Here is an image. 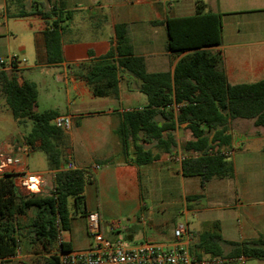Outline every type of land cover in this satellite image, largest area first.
I'll return each mask as SVG.
<instances>
[{"label": "crops", "instance_id": "obj_1", "mask_svg": "<svg viewBox=\"0 0 264 264\" xmlns=\"http://www.w3.org/2000/svg\"><path fill=\"white\" fill-rule=\"evenodd\" d=\"M194 1L48 0L45 9L42 2L30 0L34 9L26 10L28 0H0V58L4 59L0 70L14 75L19 84L27 81L36 85L37 112L55 111L57 116L72 117V128L64 132L61 143V165L71 162L74 168H90L93 172L96 181L84 187L85 212H98L101 231L111 241L118 240L119 234L127 231L126 239L134 245L146 241L164 246L173 243V233L161 236L147 230L151 224L144 213L147 202L158 222L164 218L174 221L182 215L194 237L189 216L196 227L210 228L202 232L217 230L226 242L264 239V127L254 126L252 120H233L230 124L233 152L229 159L234 175L213 178L202 188L199 177H184L181 173L182 158L188 153L180 148L192 140L185 124L172 132L177 142L173 155L161 153L157 160L136 166L122 155L115 130L126 111L140 109L147 103L146 96L138 90V82L125 75L119 83V99L98 98L81 77L94 57L103 56L114 46V26L118 23L127 25L134 54L144 58L148 73L173 72L185 53L168 52L166 26L151 22L191 16ZM202 1L207 10L222 15V43L206 50L219 57V68L228 83H252L264 78V0H228L230 9H223L219 0ZM51 8H57L63 19L65 12H69V17L61 23L63 60L58 64L47 62L42 34L46 24L34 15L37 9ZM27 13L32 15L20 17ZM75 14L80 24L89 20L83 34L78 31L69 34ZM12 47L26 60L14 68L6 61L7 57L17 55L12 53ZM26 127L25 134H15L4 143L9 154L20 156L22 137L29 133L31 125L27 123ZM252 142L260 144L251 149ZM106 160L110 162L104 163ZM22 164H27V158H22ZM54 172L50 169L45 172L52 187ZM45 173L38 174L44 177ZM190 196L199 198L188 201ZM30 213L34 215L35 210L31 209L28 217H18L20 226L27 223ZM86 214L80 221L74 216L70 224V229L73 225L82 226L86 242L74 247L69 239H63L74 250L86 249L89 245ZM116 216H126L131 227L138 223L142 228L122 229ZM116 223L120 227L111 231L110 227ZM19 249L16 256L0 264H23ZM224 250L227 253L230 246L225 245ZM258 261L264 264V260Z\"/></svg>", "mask_w": 264, "mask_h": 264}, {"label": "trees", "instance_id": "obj_2", "mask_svg": "<svg viewBox=\"0 0 264 264\" xmlns=\"http://www.w3.org/2000/svg\"><path fill=\"white\" fill-rule=\"evenodd\" d=\"M65 13V19L57 8L37 9L34 14L46 24L42 34L48 64L63 60L61 23L69 17V12ZM151 23L166 26L168 52L185 53L173 72L148 73L144 58L134 54L127 25L118 23L114 26V46L103 56L94 57L81 75L94 97L119 99V83L125 75L135 79L138 90L146 96L147 103L140 109L126 111L115 130L122 155L136 166L157 160L161 153L173 155L177 142L172 132L185 124L192 140L180 149L193 156L182 159V175L199 177L202 188L213 178L233 177L232 162L218 152L232 147L233 120H252L254 126L264 127V78L252 83H228L219 68V57L206 50L222 43V15L207 10L202 0L194 1L191 16ZM0 92L17 125H31L23 142L31 150L42 151L49 169L55 171L53 187L47 195L23 194L15 186L13 175L0 176V261L16 256L24 230L29 241L39 244L46 253L44 264H59V258L51 252L59 232L70 229L72 218L84 206V187L96 181L94 174L90 168L60 169L64 132L52 124L55 111L37 112L38 91L34 83L19 84L14 75L0 70ZM175 105H179L177 110ZM215 149L218 152L214 153ZM197 198L187 197L188 201ZM31 209L35 210L33 217L21 227L18 217L28 216ZM225 245L230 246L227 253ZM62 248L72 249L65 241ZM190 250L198 259L239 264L240 257L264 260V239L226 242L217 230L206 231L193 237Z\"/></svg>", "mask_w": 264, "mask_h": 264}, {"label": "built area", "instance_id": "obj_3", "mask_svg": "<svg viewBox=\"0 0 264 264\" xmlns=\"http://www.w3.org/2000/svg\"><path fill=\"white\" fill-rule=\"evenodd\" d=\"M8 66L14 68L16 65L25 63L24 58L11 55L6 58ZM0 62L4 59L0 58ZM179 105L173 108L177 110ZM52 124L67 132L72 128L73 120L70 115H58L52 120ZM31 148L23 143L20 147V156L9 154L5 145H0V176L11 174L17 189L23 194H37L45 186L43 175L31 173L27 170V164H22V158H27ZM218 152L217 149L214 153ZM232 149L219 150V154L230 157ZM193 156L188 153L185 157ZM182 158V159H183ZM23 167H20V165ZM60 169H74V165L68 162L61 165ZM55 174V172H54ZM36 186V190H32ZM86 229L89 245L82 250H63L64 241L59 232L53 253L59 258V264H220L219 259H198L190 250L193 242V233L187 224L178 225L173 231V243L170 246L146 241L136 245H127L123 240L111 241L107 239L101 231V221L98 212H88L86 214ZM57 229H60L59 220L56 222ZM120 225L112 224L111 231H116ZM239 264H244V258L237 259Z\"/></svg>", "mask_w": 264, "mask_h": 264}, {"label": "rangeland", "instance_id": "obj_4", "mask_svg": "<svg viewBox=\"0 0 264 264\" xmlns=\"http://www.w3.org/2000/svg\"><path fill=\"white\" fill-rule=\"evenodd\" d=\"M29 2L26 3V10H31L34 9L31 7L30 0ZM34 1V0H33ZM37 2H42L44 5H46L44 8L46 9L48 5V0H35ZM51 1V0H50ZM221 3V7L223 9H230L228 6L230 3H228V0H219ZM43 9V8H42ZM78 15L75 14L72 22H70V31L71 32H76L78 31L79 33H82L87 30L86 26L89 24V20L87 19L86 22H80L78 21ZM19 28L22 26V24H18ZM68 35V34H67ZM12 53L17 54L20 58H24L20 54H18L15 49L12 47L11 48ZM90 105H94L93 102H90ZM30 124V123H29ZM27 130V127L24 125L20 126L15 123V121L12 118L11 112L8 107L5 105V100L0 92V145H3L4 143H7L9 139L14 136L15 134H25ZM259 142H252L249 146L251 149L257 148ZM230 158V157H229ZM230 160V159H229ZM27 169L31 173H45L49 170L48 162L46 159V156L44 153L40 150H34L30 152L29 156L27 157ZM45 180L47 184L43 186L41 189V192L39 193L40 195H47L52 188V184L49 180V174L45 173L44 175ZM85 211V205L80 208L78 214H75L74 216L77 215V220H81V217L83 216V213ZM151 209V204L147 202V207L144 209V213L146 214V219L151 220V224L147 226V230L155 233L156 235H161V236H169L173 233L174 227H177L180 224H186V220L182 215L176 216L174 221H167L166 218L163 219V221L158 222L155 219L158 218L155 216V214L152 213ZM156 211V210H155ZM33 215V213H30L29 218ZM28 217V216H27ZM117 221L121 223V228L122 229H137V228H142L141 225L138 223L133 224L131 227L130 220L126 216H116ZM28 221V220H27ZM188 221L190 223L189 227L193 231H195V236H197L199 233L205 230H209L210 228L205 225H200V227H196L195 222L192 218V216H189ZM26 224V223H25ZM25 224H23L21 227H23ZM62 238L64 239H69L72 242V245L74 247L81 246L86 242V237L84 234V231L82 229V226H76V228L73 225V228L63 231L61 233ZM127 231L122 232L119 234V239L118 240H123L127 245H134L130 241L126 239ZM55 248V247H54ZM53 248V251H54ZM19 251L21 252L22 260L26 264H44V255L46 254L41 246L39 244H32L29 241V238L26 236L25 231L22 230V234L20 235V249ZM53 251L51 253H53ZM37 252L38 255H35ZM244 264H261L260 261L257 259H249L244 261Z\"/></svg>", "mask_w": 264, "mask_h": 264}, {"label": "bare ground", "instance_id": "obj_5", "mask_svg": "<svg viewBox=\"0 0 264 264\" xmlns=\"http://www.w3.org/2000/svg\"><path fill=\"white\" fill-rule=\"evenodd\" d=\"M32 190H34V191H35V190H36V186H33Z\"/></svg>", "mask_w": 264, "mask_h": 264}]
</instances>
